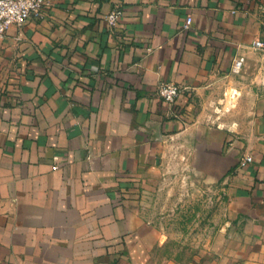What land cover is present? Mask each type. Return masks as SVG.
I'll list each match as a JSON object with an SVG mask.
<instances>
[{"label": "crops", "instance_id": "0c3cea01", "mask_svg": "<svg viewBox=\"0 0 264 264\" xmlns=\"http://www.w3.org/2000/svg\"><path fill=\"white\" fill-rule=\"evenodd\" d=\"M115 6L122 14L110 25ZM263 20L264 0H44L9 25L0 264H153L160 231L144 193L164 177L171 140L188 146L199 105L238 55L258 78L252 124L197 132L194 169L206 165L202 176L222 177L225 192L208 264H264V50L252 46ZM160 81L180 86L172 105Z\"/></svg>", "mask_w": 264, "mask_h": 264}, {"label": "rangeland", "instance_id": "374dc122", "mask_svg": "<svg viewBox=\"0 0 264 264\" xmlns=\"http://www.w3.org/2000/svg\"><path fill=\"white\" fill-rule=\"evenodd\" d=\"M253 70L251 65L217 78L197 109L199 128L190 132L188 146H180L179 138L171 140L165 175L143 198L146 215L160 231L161 240L151 251L153 264L209 263L210 246L224 226L225 192L222 177L209 181L202 176L206 165L203 171L194 169L196 134L204 135L208 126L240 133L252 124L258 80Z\"/></svg>", "mask_w": 264, "mask_h": 264}, {"label": "built area", "instance_id": "2783aa9c", "mask_svg": "<svg viewBox=\"0 0 264 264\" xmlns=\"http://www.w3.org/2000/svg\"><path fill=\"white\" fill-rule=\"evenodd\" d=\"M44 4V0H0V12L5 15L0 16V39L5 35L9 25H24L30 16L38 15ZM122 14L119 6L113 7L106 15L105 19L110 25L116 23ZM192 17L187 15L183 24L184 28H188L191 24ZM255 49L264 50V20L260 31V37L252 42ZM245 57L238 55L233 59L232 70L237 71L243 67ZM181 92L178 84L171 81H160L157 86V93L169 105H172ZM251 155H246L244 161H250Z\"/></svg>", "mask_w": 264, "mask_h": 264}, {"label": "clouds", "instance_id": "9594fccd", "mask_svg": "<svg viewBox=\"0 0 264 264\" xmlns=\"http://www.w3.org/2000/svg\"><path fill=\"white\" fill-rule=\"evenodd\" d=\"M3 15H5V13L0 12V16H3Z\"/></svg>", "mask_w": 264, "mask_h": 264}]
</instances>
